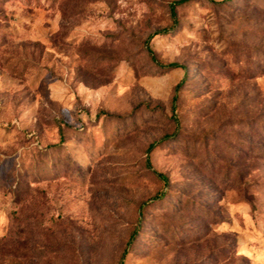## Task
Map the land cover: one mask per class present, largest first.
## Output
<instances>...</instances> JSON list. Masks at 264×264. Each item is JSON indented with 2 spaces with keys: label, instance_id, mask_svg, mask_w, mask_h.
Segmentation results:
<instances>
[{
  "label": "rangeland",
  "instance_id": "obj_1",
  "mask_svg": "<svg viewBox=\"0 0 264 264\" xmlns=\"http://www.w3.org/2000/svg\"><path fill=\"white\" fill-rule=\"evenodd\" d=\"M0 0V264H264V0Z\"/></svg>",
  "mask_w": 264,
  "mask_h": 264
},
{
  "label": "trees",
  "instance_id": "obj_2",
  "mask_svg": "<svg viewBox=\"0 0 264 264\" xmlns=\"http://www.w3.org/2000/svg\"><path fill=\"white\" fill-rule=\"evenodd\" d=\"M190 0H178V1H176L175 3H173L172 5H171V12H172V15L174 16V14H175V5H177V4H182V3H185V2H189Z\"/></svg>",
  "mask_w": 264,
  "mask_h": 264
}]
</instances>
